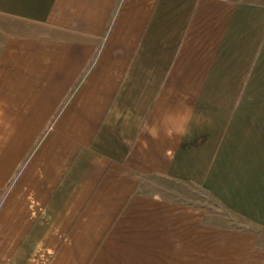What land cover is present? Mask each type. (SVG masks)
Instances as JSON below:
<instances>
[{
	"label": "crops",
	"instance_id": "obj_1",
	"mask_svg": "<svg viewBox=\"0 0 264 264\" xmlns=\"http://www.w3.org/2000/svg\"><path fill=\"white\" fill-rule=\"evenodd\" d=\"M0 264H264V0H0Z\"/></svg>",
	"mask_w": 264,
	"mask_h": 264
},
{
	"label": "clouds",
	"instance_id": "obj_2",
	"mask_svg": "<svg viewBox=\"0 0 264 264\" xmlns=\"http://www.w3.org/2000/svg\"><path fill=\"white\" fill-rule=\"evenodd\" d=\"M146 130L153 139L159 138V129L155 125L146 126ZM188 133H189V129L186 127H176V128L167 129V135L169 137H172L173 135L182 137L187 135ZM169 154H170V150H169Z\"/></svg>",
	"mask_w": 264,
	"mask_h": 264
},
{
	"label": "rangeland",
	"instance_id": "obj_3",
	"mask_svg": "<svg viewBox=\"0 0 264 264\" xmlns=\"http://www.w3.org/2000/svg\"><path fill=\"white\" fill-rule=\"evenodd\" d=\"M202 202H204V204L207 205L208 207H212V208L221 210L225 213L228 212L223 205H221L220 203L214 202L209 196H206L205 194H204Z\"/></svg>",
	"mask_w": 264,
	"mask_h": 264
}]
</instances>
